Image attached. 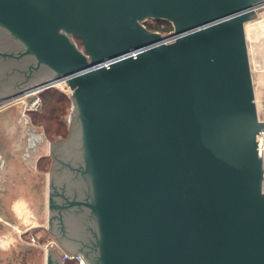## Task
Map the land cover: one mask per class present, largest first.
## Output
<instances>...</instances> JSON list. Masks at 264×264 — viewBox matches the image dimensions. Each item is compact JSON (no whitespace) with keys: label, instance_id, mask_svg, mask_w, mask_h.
I'll return each instance as SVG.
<instances>
[{"label":"water","instance_id":"water-1","mask_svg":"<svg viewBox=\"0 0 264 264\" xmlns=\"http://www.w3.org/2000/svg\"><path fill=\"white\" fill-rule=\"evenodd\" d=\"M263 6L0 0V102L60 80L72 91L68 138L55 140L66 144L50 142L49 192V229L69 254L264 264V120L246 37ZM150 18L172 23L171 40ZM47 264H62L49 248Z\"/></svg>","mask_w":264,"mask_h":264},{"label":"rangeland","instance_id":"rangeland-1","mask_svg":"<svg viewBox=\"0 0 264 264\" xmlns=\"http://www.w3.org/2000/svg\"><path fill=\"white\" fill-rule=\"evenodd\" d=\"M256 15L249 21L250 23H246V37L257 114L260 119H264V6L256 10ZM144 25L148 28L146 21ZM170 29L172 30L168 34H164L161 30H151L167 35L164 40H168L173 37L174 27ZM75 41L83 49L80 40L75 38ZM55 88L57 89L56 98L59 95L66 98L65 110L59 114L67 130L63 136H50L48 134L50 129L34 119L32 112L40 110L42 102L38 106V103L34 104L35 100L31 102L25 96L0 106V161L8 166V175H10L7 182L0 181V264H47L46 252L41 247L32 244L29 236L31 232L38 237H46L48 234L39 232L38 228L28 230L27 226H33L32 223H22L21 219H17L10 213V209L11 197L15 199V197L26 195L33 202L35 215L33 224L35 226L38 223L46 225L47 172L42 171L48 165V161L41 159L49 157L50 163L51 155L48 154L50 142L59 138L65 140L68 138L73 110L70 86H56ZM35 95L40 97V92ZM38 161L40 164L37 167ZM11 218L14 220L13 224H10ZM11 234V239L7 238ZM56 254L59 256L58 252Z\"/></svg>","mask_w":264,"mask_h":264},{"label":"trees","instance_id":"trees-1","mask_svg":"<svg viewBox=\"0 0 264 264\" xmlns=\"http://www.w3.org/2000/svg\"><path fill=\"white\" fill-rule=\"evenodd\" d=\"M146 24L148 25L149 29L161 30L164 34H168V32L172 30L170 28L173 27L172 23L168 21H162L156 19H148L146 20ZM77 39L80 40L79 38ZM55 87L56 86H52L40 92L42 108L40 110L38 109L32 112L34 119L37 122H40L41 124H45L46 127L50 129V131L48 130V134H50V136L53 137L56 135L63 136L66 134L67 131L64 125L65 124L64 121L62 122L59 118L60 112L62 113L65 110L64 102H66V98L63 97L62 95H59V97L56 98L57 89ZM44 159H47L49 164V157L48 158L43 157L41 160ZM39 237L41 241L46 240L45 237H41V236ZM66 264H71V263L68 262Z\"/></svg>","mask_w":264,"mask_h":264},{"label":"crops","instance_id":"crops-1","mask_svg":"<svg viewBox=\"0 0 264 264\" xmlns=\"http://www.w3.org/2000/svg\"><path fill=\"white\" fill-rule=\"evenodd\" d=\"M48 154H50V148H49V153ZM52 162H53V160H51L50 163L46 166V168H44L43 171H42L44 173L47 172V196L45 198V205L47 207L46 225H44L42 223H38L35 226V224H33V222H34L33 218L35 216L34 213H33V207H32L33 206L32 205L33 202H32V200H30V197H27L26 195L24 197H15V199H13L14 197H11L12 199H11L10 213L13 216H15L17 219H21L22 223H26V224H31L32 223L33 226H31V227H29V225L27 226L28 230L29 229L31 230L33 228H38L39 232H43V233H47L48 234L45 237L46 240L50 239V240H55L56 241L57 239L55 238L54 234L49 229L50 169H51V166H52ZM39 164H40V162L38 161L36 163L37 167L39 166ZM9 177H10V175H8V166L4 162L0 161V181L4 180L5 182H7V179ZM22 181H25V180H22ZM13 222H14V220L11 218L10 224H13ZM10 237H12V234L10 236H8L7 238H10ZM61 248H62V246H61Z\"/></svg>","mask_w":264,"mask_h":264},{"label":"built area","instance_id":"built-area-1","mask_svg":"<svg viewBox=\"0 0 264 264\" xmlns=\"http://www.w3.org/2000/svg\"><path fill=\"white\" fill-rule=\"evenodd\" d=\"M168 40H171V39H168ZM40 90L41 89L38 88L35 91H31L30 92L31 94H29V96H33L36 93L41 92ZM34 104H36V102ZM260 120H264V119H260ZM258 152H259V156L261 157L262 170H263V173H262L263 177L261 179V192L264 193V128H262L259 132ZM29 240L32 244L41 247L46 252V254H48V248L53 250L54 252H58L59 259L62 264H66L68 262L71 264H90L82 256V254H78V253L69 254L67 251L63 250L61 246L59 245V243L57 242V240L55 241V240L47 239V240L41 241L39 237L35 235L33 232L30 233Z\"/></svg>","mask_w":264,"mask_h":264},{"label":"bare ground","instance_id":"bare-ground-1","mask_svg":"<svg viewBox=\"0 0 264 264\" xmlns=\"http://www.w3.org/2000/svg\"><path fill=\"white\" fill-rule=\"evenodd\" d=\"M261 19V18H260ZM254 22V21H253ZM250 23V22H249ZM247 29V28H246ZM170 39V38H169ZM55 85L56 86H64V85H66V86H69L66 82H64L63 80H60V81H58V82H56L55 83ZM29 94H31V93H27V95H23V96H20V97H12V98H9V99H6V100H3V101H1L0 102V106H2V105H7V104H9V103H11V102H13V101H17V100H19V99H22L23 97H25V96H28L29 97ZM34 94V93H33ZM34 140V139H33ZM34 142V141H33Z\"/></svg>","mask_w":264,"mask_h":264},{"label":"flooded vegetation","instance_id":"flooded-vegetation-1","mask_svg":"<svg viewBox=\"0 0 264 264\" xmlns=\"http://www.w3.org/2000/svg\"><path fill=\"white\" fill-rule=\"evenodd\" d=\"M37 98H38L39 100H38ZM34 100H36V103H38L37 105L39 106V104H40V102H41V98L36 96V98H35ZM30 110H34V109H30ZM35 111H36V110H35ZM53 143H56L55 147H56L57 149H59L58 151H60L61 148H63V146L66 144L65 142H62V141H59V142L54 141ZM59 155H60V158H61V159L66 158L65 155H61L60 153H59ZM62 156H63V157H62ZM51 160H54V157H53L52 155H51ZM64 162H65V160H64Z\"/></svg>","mask_w":264,"mask_h":264}]
</instances>
